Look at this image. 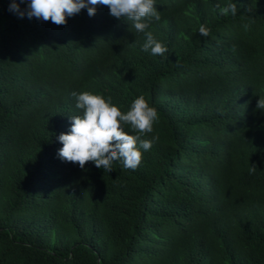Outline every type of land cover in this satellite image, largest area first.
I'll return each instance as SVG.
<instances>
[{"label": "trees", "instance_id": "obj_1", "mask_svg": "<svg viewBox=\"0 0 264 264\" xmlns=\"http://www.w3.org/2000/svg\"><path fill=\"white\" fill-rule=\"evenodd\" d=\"M11 3L0 0V264H264V0H155L146 31L163 56L107 6L58 26ZM229 3L234 16L221 14ZM84 91L157 109L141 138L159 139L135 170L59 158Z\"/></svg>", "mask_w": 264, "mask_h": 264}, {"label": "clouds", "instance_id": "obj_2", "mask_svg": "<svg viewBox=\"0 0 264 264\" xmlns=\"http://www.w3.org/2000/svg\"><path fill=\"white\" fill-rule=\"evenodd\" d=\"M27 6L21 9L20 5ZM98 6H107L110 14L118 19L127 18L132 21L131 27L137 32L145 33L143 50H151L152 55L163 56L168 49L157 41L151 32H147L153 19H161L155 6V0H12L9 11L20 17L36 18L51 21L60 26L66 25L69 17L87 9L88 15L94 16ZM219 7V6H218ZM221 14L236 15V4L229 3L220 9ZM200 34L207 36L208 30L200 27ZM76 108L81 114L71 116V128L68 133L58 137L62 148L58 156L64 161L76 163L81 169L92 161L97 168L111 172L112 163L122 162L123 166L135 170L142 161V151L150 150L158 136L151 139L141 137L153 132V124L158 120L157 109L150 106L143 95L136 98L127 112H122L109 97L107 100L99 94L89 91L73 92ZM257 110H264V98L260 97ZM124 125H129V134ZM252 165L251 171H255Z\"/></svg>", "mask_w": 264, "mask_h": 264}]
</instances>
